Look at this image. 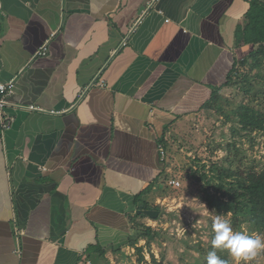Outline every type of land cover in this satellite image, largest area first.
I'll return each mask as SVG.
<instances>
[{"label": "crops", "instance_id": "1", "mask_svg": "<svg viewBox=\"0 0 264 264\" xmlns=\"http://www.w3.org/2000/svg\"><path fill=\"white\" fill-rule=\"evenodd\" d=\"M255 1L0 0V83H14L0 264H107L131 248L134 198L157 202L164 182L163 132L252 50Z\"/></svg>", "mask_w": 264, "mask_h": 264}, {"label": "rangeland", "instance_id": "2", "mask_svg": "<svg viewBox=\"0 0 264 264\" xmlns=\"http://www.w3.org/2000/svg\"><path fill=\"white\" fill-rule=\"evenodd\" d=\"M258 70L264 75V63ZM232 80L228 86L221 88V99L234 103L241 101L243 86L252 93L255 91L253 85L250 87L243 83L244 75L238 71L233 73ZM196 113L180 120L172 129L165 130L162 141L164 182L160 183L158 201L153 198L151 203L158 207L161 216L156 222L141 221L155 232L149 244L140 240L137 245L142 249L140 256L144 257V261L139 262V253L135 248H129L113 254L107 264H195V250L200 246L205 249L212 246V224L216 216L225 215V211L219 213L217 208L205 204L204 193L199 190L198 184L191 181L187 169L195 166V159L209 166L210 163H219L236 155L237 162L254 166L257 160L264 158V138L253 134L251 138L238 140L231 131L233 123L225 120L221 114L200 110ZM234 148L239 152L234 153ZM170 179L178 180L179 186L175 189L168 187ZM225 216L230 221V213ZM232 228L234 231L259 234L250 233L245 225L239 229ZM217 250L228 256L229 264H264V250L258 251L255 257L246 262L237 261L226 249Z\"/></svg>", "mask_w": 264, "mask_h": 264}, {"label": "trees", "instance_id": "3", "mask_svg": "<svg viewBox=\"0 0 264 264\" xmlns=\"http://www.w3.org/2000/svg\"><path fill=\"white\" fill-rule=\"evenodd\" d=\"M253 14L254 21L249 26L250 33L247 37L253 48L241 62L234 63L222 87L228 86L233 81V73L238 71L244 75L243 83L250 87L253 85L255 91L252 93L244 86L241 87L242 100L234 103L225 98L221 99L219 93L222 87L216 88L198 109L206 112L215 111L233 123L231 131L238 140L244 137L251 138L253 134L264 138V75L258 70L264 63V1L254 2ZM198 110L192 115H196ZM164 135L165 131L163 137ZM162 141L163 138L159 144L162 145ZM237 152L239 150L234 148V153ZM236 162V155L219 163H210L209 166L195 159L193 162L195 166L187 169V172L191 181L198 184L199 190L204 193V201L208 207L217 208L219 213L221 210L225 211V215L230 213V223L234 229L245 225L250 233L256 232L264 237V158L257 160L254 166L239 161L234 166ZM141 196L137 195L134 198L138 213L133 217L135 235L129 242L131 248H135L139 253V262L144 261V257L140 256L142 249L137 247L139 241L149 244L155 234L149 225L141 221L156 222L161 216L158 207L142 201ZM210 251H213L211 245L207 249L204 246L198 247L195 250L197 253L195 264H207ZM215 251L218 257L229 264L228 256L224 255L223 251L217 249Z\"/></svg>", "mask_w": 264, "mask_h": 264}, {"label": "clouds", "instance_id": "4", "mask_svg": "<svg viewBox=\"0 0 264 264\" xmlns=\"http://www.w3.org/2000/svg\"><path fill=\"white\" fill-rule=\"evenodd\" d=\"M212 229L214 232L211 241L213 251L207 256V264H226L218 257L215 249L223 248L237 261H250L260 250H264V237L259 234H249L242 231H234L230 221L225 215H217Z\"/></svg>", "mask_w": 264, "mask_h": 264}, {"label": "built area", "instance_id": "5", "mask_svg": "<svg viewBox=\"0 0 264 264\" xmlns=\"http://www.w3.org/2000/svg\"><path fill=\"white\" fill-rule=\"evenodd\" d=\"M46 45H47V41L36 51L37 56L45 55ZM90 86L91 87L92 86L104 87V83L102 80H99V81L93 80ZM13 87H14L13 81H10L7 83H0V135L6 130H8L12 123L11 117H9L5 112V107L7 105L6 97L12 93ZM83 93L84 91L81 92V94L79 95V98L82 96ZM26 109L31 112L48 113L52 115L59 114V112L57 111L47 112L44 109L34 106V105H29L26 107ZM158 149H159V153L161 157H163L164 156L163 147L161 144H159ZM167 183L169 186L174 187V188H177L179 186L178 180L170 179Z\"/></svg>", "mask_w": 264, "mask_h": 264}]
</instances>
